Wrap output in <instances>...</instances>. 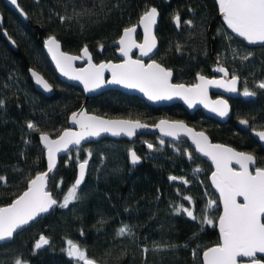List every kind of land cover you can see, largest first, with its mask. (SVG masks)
<instances>
[{"label": "trees", "instance_id": "trees-1", "mask_svg": "<svg viewBox=\"0 0 264 264\" xmlns=\"http://www.w3.org/2000/svg\"><path fill=\"white\" fill-rule=\"evenodd\" d=\"M18 5L28 18L26 24L0 0L4 29L17 47L13 52L0 35V100L4 101L0 106V176L6 178V184L0 182V207L45 170L37 136L41 132L59 136L69 114L84 101L78 89L58 82L43 54V41L55 36L64 52L76 55L87 46L95 62H115L112 44L123 29L137 25L150 7L160 14L155 60L172 70L174 83L194 84L197 74L210 77L219 61L239 78L241 93L247 88L254 95L230 101L232 118L224 126L205 120L200 113L189 116L179 105L157 110L119 92L89 99L87 112L148 124L162 118L182 120L204 131L212 142L255 155L264 167V150L249 133L234 126L236 120H246L252 130H264V89L258 87L264 82V47L249 48L233 38L217 20L215 0H18ZM177 13L184 23L179 30L172 19ZM188 20L190 27L185 24ZM29 68L49 82L53 97L33 90ZM28 122L39 131L28 129ZM161 141L152 135H140L133 143L102 140L61 158L48 190L62 202L75 180L76 165L87 159L79 199L67 208L58 203L49 215L0 246V264H15L17 259L26 264H81L68 256V241L96 264H201L202 252L218 243L215 222L220 208L208 185L211 166L186 142ZM130 150L142 159L139 167L128 162ZM172 176L177 179L170 180ZM209 201L215 202L211 208ZM181 206L193 211L196 219L188 217ZM204 216L213 223H202ZM125 225L130 232L118 235ZM41 235L49 243L37 249Z\"/></svg>", "mask_w": 264, "mask_h": 264}, {"label": "snow or ice", "instance_id": "snow-or-ice-1", "mask_svg": "<svg viewBox=\"0 0 264 264\" xmlns=\"http://www.w3.org/2000/svg\"><path fill=\"white\" fill-rule=\"evenodd\" d=\"M11 3L17 5V0H11ZM218 4L224 22L233 33L249 43H264V0H218ZM158 15L157 8L150 7L140 17L139 23L144 31L143 43H137L133 39V34L136 32L135 26L123 29V34L116 41L121 56L125 58L122 63L94 64L87 46L81 50L80 56L64 53L60 51V43L55 36L48 37L45 45L59 71L71 80L80 81L85 91L100 88L105 82V71L111 72V79L107 81L109 84L139 89L149 100L153 101L178 96L184 99L189 107L197 101L209 107L207 95L209 85L226 88L229 92L237 90L238 77L236 76H232L230 81L225 82L207 79L197 74L199 83L185 86L184 84H173L171 82L172 70L165 68L155 60L146 64L142 59H132L130 53L133 48L139 49L140 55L144 57L149 56L156 48L153 26L157 22ZM172 19L179 28L181 20L179 13ZM185 24L190 27L192 21H185ZM102 48L101 45V50ZM177 50L179 51V47ZM85 58L87 59L85 67H75V61ZM215 70L224 73L225 76L228 75L223 67ZM31 75L45 91L52 90L51 85L37 72L33 70ZM258 87L264 89V82H261ZM243 95L252 96L254 93L245 88ZM211 103V111L221 117L228 114L226 101L217 100ZM3 104L4 101L0 100V106ZM71 123L78 125L79 131L65 129L56 139H51L46 132L40 133V141L47 153V171L30 179L26 190L21 195L7 206L0 207V241L11 239L18 229L28 225L41 214L47 213L58 203L59 207L67 208L71 202L79 199L78 189L85 176L87 159L79 164V177L64 194L62 202H58L47 189L48 173L53 171L58 153L67 152L71 145H80L87 138L97 137L102 132H110L113 136L121 133L133 136L138 128L148 127L139 121L106 120L95 115H88L83 110L79 113H72ZM240 123L247 125L248 121L241 120ZM156 127L168 136H177L181 130L191 135L196 150L208 157L215 166L211 181L219 192V199L223 204V213L218 217L220 241L203 252V264H240L242 258H248L247 264H262L261 260L257 259V254H264V167H255L254 171L250 170V165L254 166L256 163L252 154L238 152L225 145L213 144L203 132L195 133L182 122L160 121ZM27 128L39 131L32 122L27 123ZM255 135L264 141V131H256ZM148 148L152 149L153 145L148 144ZM130 156L133 165L140 161V157L134 151L130 152ZM233 162L239 165L238 170L232 167ZM169 179L176 180L177 177L172 176ZM0 182L6 184V178L0 176ZM183 182L187 183V181ZM238 198H242V202ZM185 199L191 200V197H185ZM214 203V201H209L208 207L211 208ZM181 208L188 217L196 219L193 211L183 206ZM201 222L212 224L213 220L204 216ZM128 232L130 229L125 225L118 229L117 234L123 236ZM48 243V239L41 235L35 243V248L39 249ZM68 245L69 257L83 264H95V261L88 258L86 252L78 245L72 241H68ZM193 254L195 255V252ZM15 264H23V261L17 259Z\"/></svg>", "mask_w": 264, "mask_h": 264}, {"label": "water", "instance_id": "water-1", "mask_svg": "<svg viewBox=\"0 0 264 264\" xmlns=\"http://www.w3.org/2000/svg\"><path fill=\"white\" fill-rule=\"evenodd\" d=\"M3 1V4L4 6L10 10L11 12H13L17 17L18 19L23 22V23H27L28 22V18L27 16L25 15V13L23 12V10L19 7L18 5V0H17V5H13L11 3V0H2ZM217 2V6H218V12H217V20L221 23V25L225 28V30L235 39L237 40H240L242 42H244V44L249 47V48H260V47H264V43H261V42H257V43H249L248 41L244 40L242 37H239L237 36L235 33H233L231 31V29H229L226 25V23L224 22L223 20V17H222V14L220 13L219 11V4H218V0H215ZM158 11V10H157ZM159 13V12H158ZM140 20V19H139ZM159 20H160V14L158 15L157 17V22L156 24L153 26V34L156 38V48L153 50L152 53H150L149 56L147 57H144V56H141L140 55V51L139 49L137 48H133L130 55L132 57V59H142L146 64L147 63H150L152 60H155V56L158 52V40H157V37H156V29L158 27V23H159ZM173 25L175 26V29L176 30H179V28L176 27V25L174 24L173 22ZM133 27V26H132ZM136 27V32L133 34V39H135V41L137 43H143L144 41V31H143V26L140 25V23L138 22L137 25H135ZM123 34V31L121 32L120 36ZM0 35L1 37L6 41V43L8 44V46L10 47V49L13 51V52H17V47L16 45L14 44V42L8 37L7 35V32L6 30L4 29V19H3V16L2 14L0 13ZM137 35H140V41L137 40ZM120 38V37H119ZM119 38L116 40L118 41ZM48 38H46L43 43H42V51H43V54L47 60V62L49 63L51 69L53 70L54 72V75L56 77V79L58 80V82L66 85V86H69V87H72L74 89H78L83 98H84V101H83V104L80 106V108H78L76 111H74L75 113H79L81 112L82 110L84 112H86L88 115H95V114H92V113H89L87 112L86 110V103L89 99H92V98H95V97H98V96H101L102 94H105L107 92H119L120 94L122 95H125V96H129V97H135L139 100H141L146 106L150 107V108H153V109H163V108H167V107H171V106H174V105H179L180 107H182V109L188 114V115H193L194 113L196 112H200L202 113V115L208 119H211V120H214L216 121L218 124L220 125H226L228 123V121L231 119V116H232V109H231V105L229 103V99H235V98H238L239 97V91H240V80L238 78V81H237V85H236V88L237 90L235 92H229L226 90V88H222V87H216L214 85H209L208 86V89H207V95H208V102H209V107H205V105L203 103H200L199 101L193 103V105L191 107H189L188 103L185 102L184 99H182L181 97H178V96H173L171 99H164V100H157V101H153V100H149L148 97L142 93L139 89H133V88H126L124 87L123 85H117V84H109L107 83L108 80L111 79V72L110 71H105L104 72V79H105V82L104 84L100 87V88H96V89H93L91 91H85L84 89V86L83 84L80 82V81H76V80H71L69 79L68 77L64 76L60 71L59 69L56 67V62L52 59V55L51 53L48 52L47 50V47L45 45V41L47 40ZM58 41V40H57ZM116 41L112 44V46L115 48V56L117 58V61H101V62H95L94 59H93V56L91 54V57H92V62L94 64H100V63H114V64H118V63H122L124 61V57L121 56L120 52H119V45L116 43ZM59 42V41H58ZM60 43V42H59ZM60 51L64 52L62 50V46L60 44ZM64 53H67V52H64ZM69 55H73V54H70V53H67ZM82 53H81V50L78 54L76 55H73V56H80ZM135 56V57H133ZM156 61V60H155ZM157 62V61H156ZM158 63V62H157ZM160 64V63H159ZM74 65L75 67L77 68H81V67H85L87 65V59H81V60H77L74 62ZM220 67H223L221 65V63L219 61H217L215 63V67H214V70H213V74L214 76L213 77H206L207 79H214V80H223L225 82L227 81H230L232 76L230 75V73L227 71L228 75L225 76L224 73L222 72H219V71H216L215 69L217 68H220ZM225 68V67H223ZM226 69V68H225ZM34 69L32 68H29L27 69V75H28V79L32 85V88L33 90L40 94L41 96L45 97V98H51L54 96L55 94V91L53 89V87L51 86L52 90L51 91H45L41 86H39L36 81H35V78L31 75V71H33ZM227 70V69H226ZM35 72H37L39 75H41L38 71L34 70ZM42 76V75H41ZM43 77V76H42ZM44 78V77H43ZM45 79V78H44ZM46 80V79H45ZM47 81V80H46ZM48 82V81H47ZM171 82L173 84H176L173 82V75H172V78H171ZM49 83V82H48ZM199 83L197 77L195 78V83L194 84H197ZM194 84H191V85H194ZM185 85V84H184ZM191 85H185V86H191ZM215 95L217 96L216 98H212L211 95ZM217 100H224L227 102V105H228V114L226 116H223L221 117L220 115H218L217 113L211 111V106H212V103L211 102H214V101H217ZM72 112V113H74ZM71 114H69L68 118H67V127L65 129H71L72 131H79V126L78 125H75V124H72L71 123ZM95 116H98V115H95ZM98 117H101V116H98ZM103 119H106V120H130V119H125V118H107V117H101ZM130 121H139L140 123L142 124H145L147 125L148 127L146 128H138L135 132V135L133 136H127L123 133H121L120 135L118 136H113L110 132H102L99 136L97 137H89L87 138L86 140L82 141L80 145H71L69 147V150L67 152H60L57 154V158H56V164H55V167L53 169L52 172L48 173V178H47V189H48V184H49V180L50 178L55 174L58 166H59V160L61 158H64V157H67L72 151L74 150H78V149H81L83 148L84 146L88 145V144H96V143H99L100 141L102 140H111V141H120V140H124L126 142H129V143H133L136 138L140 135H152V136H157L160 140L162 141H165V142H169L171 144H177L178 142L180 141H184L188 144V146L194 151L195 155L200 158L201 160L207 162L208 164H210L211 166V173L210 175L208 176V185L210 187V190L212 191V193L216 196L217 198V201H218V205H219V208H220V213L219 215H221L223 213V204L222 202L220 201L219 199V192L215 189L214 185L212 184V181H211V175H212V172L215 171V166L212 164V161L203 155V153H200L196 150V145L193 143L192 141V137L191 135L189 134H186L184 131H180L178 133L177 136H168V135H165L164 132H162L160 130V128L156 127V125H158L160 123V121H168L169 123L171 122H182L187 128H190L193 130V132L195 133H200V132H203L209 139V141L213 144H221V145H225V146H228V147H231L229 145H226V144H222V143H216V142H212L210 137L204 132V131H201V130H197L195 128H193L192 126H189L186 122L182 121V120H170V119H167V118H162V119H159L157 120L156 122H154L153 124H148L144 121H141V120H130ZM241 120H237L235 122V127L242 131V132H249L250 134V137L254 140V142H256L258 144V146L264 150V141H261L259 139L258 136L255 135V132L256 131H264V130H252L251 127H250V124L248 123L247 125H242L240 123ZM64 129V130H65ZM63 130V131H64ZM62 131V132H63ZM61 132V133H62ZM60 133V134H61ZM59 134V135H60ZM51 139H56L58 138L57 137H50ZM37 139H38V144H39V147L41 149V151L43 152L44 154V162H45V170L43 172H46L47 171V167H48V164H47V153H46V149L43 148V144L42 142L40 141V134L37 136ZM233 148V147H231ZM235 149V148H233ZM236 150V149H235ZM134 150H130L128 152V162L130 163L131 166L133 167H139L141 164H142V159L140 158V161L133 165L131 163V156H130V152H132ZM238 152H245V151H239V150H236ZM135 152V151H134ZM136 153V152H135ZM245 153H248V152H245ZM137 154V153H136ZM251 154V153H249ZM253 155V154H252ZM138 156V155H137ZM254 156V155H253ZM255 157V156H254ZM255 160H256V163L254 166L250 165V170H253L254 171V168L257 167V159L255 157ZM82 163V162H80ZM78 163L76 165V176H75V180L73 182V184L75 183L76 179L79 177V164ZM232 167L235 168V169H239V165L235 164L233 162L232 164ZM86 172H87V165H86V169H85V176H84V179L81 183L80 186H82V184L85 182L86 180ZM41 173V172H40ZM39 174V173H38ZM37 175V174H36ZM35 175V176H36ZM34 176V177H35ZM33 177V178H34ZM28 184V183H27ZM79 186V187H80ZM27 188V186H26ZM26 190V189H25ZM24 190V191H25ZM23 191V192H24ZM22 192V193H23ZM21 193V194H22ZM20 194V195H21ZM18 197V196H17ZM16 197V198H17ZM15 198V199H16ZM241 202H242V198H238ZM13 201V200H12ZM11 201V202H12ZM10 202V203H11ZM9 203V204H10ZM7 206V205H5ZM3 207V206H2ZM56 207L53 206L47 213H43L41 214L39 217H37L34 221H31L28 225H25L23 228L21 229H18L16 233H14L13 237L11 239H7V240H4V241H0V246L2 245H6V244H9L12 242L13 238L15 235L19 234L20 232L26 230L30 225L32 224H35L37 223L42 217H45L47 215H49L52 210ZM219 217V216H218ZM215 230H216V233L218 235V243L220 241V234H219V223H218V218L216 219V222H215ZM213 247V246H211ZM210 248V247H209ZM208 249V248H207ZM206 250V249H205ZM204 250V251H205ZM203 251V252H204ZM203 252L201 254V257H200V260H201V264H203ZM72 260H76L75 258L73 257H70ZM257 259H260L262 264H264V262L262 261V259H264V254H257ZM247 261H248V258H242L240 260V264H247ZM81 264H83V262H81ZM96 264V263H95Z\"/></svg>", "mask_w": 264, "mask_h": 264}, {"label": "flooded vegetation", "instance_id": "flooded-vegetation-1", "mask_svg": "<svg viewBox=\"0 0 264 264\" xmlns=\"http://www.w3.org/2000/svg\"><path fill=\"white\" fill-rule=\"evenodd\" d=\"M137 40L140 41V35H137ZM133 57H135V56H133ZM213 70H214V69H213ZM212 73H213V71H212ZM213 76H214V74H213L212 76H210V77H213ZM211 97L214 99V98H216L217 96H215V95L212 94ZM239 97H243V96H241V91H239ZM239 97H238V98H239ZM244 97H245V96H244ZM238 98H235V99H229L228 101H229V103H230L231 100H236V99H238ZM230 105H231V104H230ZM167 108H170V107H167ZM167 108L157 109V110H164V109H167ZM196 113H200V112H196ZM196 113H194L193 115H195ZM200 114H202V113H200ZM193 115H189V116H193ZM231 118H232V116H231ZM204 119L207 120V121L210 120V121H212V122L217 123L216 121L211 120V119H208V118H206V117H205ZM230 120H231V119H230ZM230 120H229V121H230ZM229 121H228V123H229ZM236 121H237V120H236ZM236 121H235V122H236ZM235 122H234V126H235ZM228 123H227V124H228ZM217 124H218V123H217ZM219 125H220V124H219ZM221 126H224V125H221ZM235 128H236V127H235ZM236 129H237V128H236ZM237 130H238V129H237ZM238 131H240V130H238ZM240 132H242V131H240ZM246 133H249V132H246ZM249 135H250V134H249ZM254 156H255V155H254ZM255 157H256V156H255ZM256 159H257V158H256ZM257 167H260V166L258 165V159H257Z\"/></svg>", "mask_w": 264, "mask_h": 264}, {"label": "rangeland", "instance_id": "rangeland-1", "mask_svg": "<svg viewBox=\"0 0 264 264\" xmlns=\"http://www.w3.org/2000/svg\"><path fill=\"white\" fill-rule=\"evenodd\" d=\"M180 26H184V23H183V21H181V23H180ZM24 81V80H23ZM24 83H25V85H26V82L24 81ZM241 96H243L244 97V95H243V92L241 93ZM23 264H26V263H23Z\"/></svg>", "mask_w": 264, "mask_h": 264}, {"label": "bare ground", "instance_id": "bare-ground-1", "mask_svg": "<svg viewBox=\"0 0 264 264\" xmlns=\"http://www.w3.org/2000/svg\"><path fill=\"white\" fill-rule=\"evenodd\" d=\"M11 39V38H10ZM12 40V39H11ZM13 41V40H12ZM7 44V43H6ZM15 44V43H14ZM8 45V44H7Z\"/></svg>", "mask_w": 264, "mask_h": 264}]
</instances>
